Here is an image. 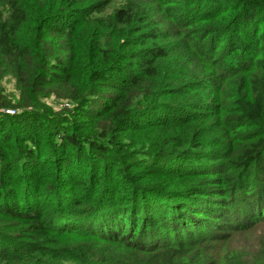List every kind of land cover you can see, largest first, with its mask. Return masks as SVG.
<instances>
[{
	"label": "trees",
	"instance_id": "obj_1",
	"mask_svg": "<svg viewBox=\"0 0 264 264\" xmlns=\"http://www.w3.org/2000/svg\"><path fill=\"white\" fill-rule=\"evenodd\" d=\"M207 12L222 27L204 30L205 39L223 30L228 44L241 43L233 66L242 57L255 61L264 44L256 40L257 32L264 35V0H213ZM153 23L146 0H0V225L21 230L26 216L14 198L30 207L50 182L83 193L52 201L58 218L35 230L46 245L1 229L0 264H54L61 254L67 264H249L233 243L264 226V140L229 165L215 161L209 151L225 146L211 142L190 141L185 151L161 156L137 152L135 162L123 154L117 132L137 127L145 105L177 96L168 92L175 89L167 88L162 68L169 55L155 46L162 32ZM8 73L17 101L2 85ZM259 89L239 107L262 123ZM50 96L71 107L46 110L42 100ZM89 123L96 131L84 135ZM170 154L183 160L177 181L150 179ZM238 168L246 169L243 181ZM33 178H42L43 188L28 196L24 184ZM59 244L66 249L53 248Z\"/></svg>",
	"mask_w": 264,
	"mask_h": 264
},
{
	"label": "rangeland",
	"instance_id": "obj_2",
	"mask_svg": "<svg viewBox=\"0 0 264 264\" xmlns=\"http://www.w3.org/2000/svg\"><path fill=\"white\" fill-rule=\"evenodd\" d=\"M146 1L150 6L152 20L162 32L158 34L155 46L165 45L169 55L162 60L164 61L162 68L168 72L165 75L167 88L175 89H170L168 92L176 93L177 96L165 95L162 102L145 105L134 119V125L137 127H126L131 129L125 132H121L122 129H120L117 132V135L123 136L122 146L125 149L123 154L131 157V160L135 162L138 160L135 154L137 152L155 153L161 156V152L185 151L183 149L190 147L187 144L190 141H201L203 144L211 142L220 147L225 146L222 149L225 151L223 153L216 148L209 152L218 163L229 165L240 158L243 152L250 150L259 140H264V122L250 121L239 107L241 102L252 101L259 88L264 92V44L261 46L262 50L255 55V61L249 57H242V62L238 66H233L235 58H232L231 54L239 50L241 43L228 44L229 38L224 40L221 37L223 30L216 31L212 37L205 39L204 30L222 27V20L214 21L212 13L207 12L213 0ZM200 2H203L201 7L198 5ZM192 11L195 12L191 13ZM174 14L180 16L173 20L171 15ZM185 23H188L190 27L185 28ZM220 39L223 43L222 48L215 50ZM263 39V32H257L256 40L260 43ZM151 43L152 40L148 45ZM2 85L17 101L19 91L13 74L5 75ZM67 101L50 96L44 98L42 103L46 110L59 114L71 107ZM146 101L150 103L151 98L145 99L142 104ZM108 114L110 118L111 115ZM94 131L96 127L89 123L82 133L92 135ZM258 152L264 155V146ZM194 156L193 153L187 154V158ZM162 157L167 160L165 165L162 164L164 168L151 173L150 179L161 182L163 180L172 182L173 179L177 181L176 175L179 174L183 160L173 154ZM246 169H239V177L242 176V181L247 177ZM68 179L73 182L71 178ZM36 180L33 178V181L25 182L24 190L28 189V196L36 195L38 189L43 188L42 178L38 179L37 183ZM19 191L22 190H14V193ZM77 197L83 199L82 191L50 182L49 192L45 193L42 200L30 207L24 206L23 202L14 198V202L19 204V211L26 216L25 222L19 223L22 231L15 229L11 222H8L10 226L0 225V230L4 229L8 233L16 234L20 239L37 238L46 245L48 240L44 236L37 237L35 230L47 229L50 227L46 226L47 223L52 225V222L58 218L57 215H51L52 205L56 206L52 201L57 198L75 199ZM233 244L244 250V258L248 259L249 264H264V226L237 234L236 242ZM53 248L66 249V244H59L58 247ZM217 250L220 251L221 248ZM61 256L60 259L51 263L67 264L68 254H61Z\"/></svg>",
	"mask_w": 264,
	"mask_h": 264
},
{
	"label": "built area",
	"instance_id": "obj_3",
	"mask_svg": "<svg viewBox=\"0 0 264 264\" xmlns=\"http://www.w3.org/2000/svg\"><path fill=\"white\" fill-rule=\"evenodd\" d=\"M9 112H11V113H12L13 111H9Z\"/></svg>",
	"mask_w": 264,
	"mask_h": 264
}]
</instances>
